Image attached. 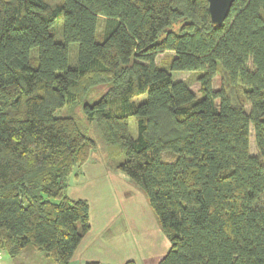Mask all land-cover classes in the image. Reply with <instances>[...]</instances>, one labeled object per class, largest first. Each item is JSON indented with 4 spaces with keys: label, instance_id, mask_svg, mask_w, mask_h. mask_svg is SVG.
I'll return each mask as SVG.
<instances>
[{
    "label": "trees",
    "instance_id": "obj_1",
    "mask_svg": "<svg viewBox=\"0 0 264 264\" xmlns=\"http://www.w3.org/2000/svg\"><path fill=\"white\" fill-rule=\"evenodd\" d=\"M81 104L170 241L157 264H264V0H234L221 26L208 0H0V250L11 256L32 246L71 264L91 230L89 202L67 188L97 140L57 114Z\"/></svg>",
    "mask_w": 264,
    "mask_h": 264
},
{
    "label": "rangeland",
    "instance_id": "obj_2",
    "mask_svg": "<svg viewBox=\"0 0 264 264\" xmlns=\"http://www.w3.org/2000/svg\"><path fill=\"white\" fill-rule=\"evenodd\" d=\"M58 0H50L55 3ZM60 34V24L56 27ZM76 44H71V58L76 55ZM164 56L159 54L157 61ZM252 67V64H249ZM176 79L187 80L200 96L195 73L176 72ZM218 77L215 86L219 85ZM105 91L100 85L91 89L85 102L92 103ZM146 94L135 98L142 101ZM58 115H72L85 122L90 136L97 140L89 160L77 166L68 178L67 194L72 198H84L90 204L91 230L77 249L71 264H125L133 259L136 264H157L170 246L158 218L149 204L147 194L118 168L120 156L110 153L97 136L93 125L84 120L82 104L57 110ZM130 133L137 134L136 117L129 120ZM251 153L257 154L253 130ZM165 158L172 159L165 154ZM264 203V197L261 199ZM0 264H55L45 252L28 246L22 253L11 256L0 250Z\"/></svg>",
    "mask_w": 264,
    "mask_h": 264
},
{
    "label": "water",
    "instance_id": "obj_3",
    "mask_svg": "<svg viewBox=\"0 0 264 264\" xmlns=\"http://www.w3.org/2000/svg\"><path fill=\"white\" fill-rule=\"evenodd\" d=\"M209 11L213 23L221 26L227 18L234 0H208Z\"/></svg>",
    "mask_w": 264,
    "mask_h": 264
}]
</instances>
